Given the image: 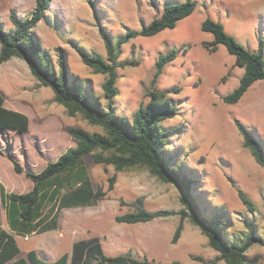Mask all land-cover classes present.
Instances as JSON below:
<instances>
[{
	"label": "rangeland",
	"instance_id": "obj_1",
	"mask_svg": "<svg viewBox=\"0 0 264 264\" xmlns=\"http://www.w3.org/2000/svg\"><path fill=\"white\" fill-rule=\"evenodd\" d=\"M167 1L51 0L32 36L48 52L57 72L64 53L73 75L70 80L106 108V74L86 65L78 49L108 57L106 34L116 46L129 31L137 32L119 47L118 60L138 63L117 67L118 93L112 100L117 114L129 120L151 99L158 57L175 49L176 58L165 66L156 83V88L165 90L178 105V113L162 122L173 132L166 152L170 159L184 161V170L195 180L194 190L206 213L216 212L227 220L230 236L245 240L253 226L260 241L247 254L252 264H264V167L244 146L238 126L242 123L264 145V80L256 82L238 103H226L223 97L238 86L244 70L225 45L213 48V34L202 29L205 19H213L246 48L257 51L262 44L264 51V0H195L194 12L174 28L149 36L139 34L161 15ZM35 6L36 0H0V22L11 28V12L24 19ZM0 92L8 108L30 118L25 133L0 130V184L8 191L26 192L33 186L25 173L14 171L11 159L25 170L39 172L76 145L69 127L103 131L80 114L68 115L65 107L54 101L53 89L42 85L21 58L0 64ZM85 163L93 186L106 190V196L95 205L63 208L55 230L17 235L21 256L37 249L50 259L47 254H53L52 246L56 247L53 255L60 256L71 252L78 239L96 235L109 256L131 254L153 262L227 264L188 218L181 237L172 243L183 208L180 190L174 184L163 182L145 167L117 171L113 165L95 163L91 155L85 156ZM113 175L116 181L109 190ZM239 191L248 196L253 209L242 201ZM141 207L169 214L149 222L116 221L117 215ZM1 213L3 227L9 229L3 205Z\"/></svg>",
	"mask_w": 264,
	"mask_h": 264
},
{
	"label": "trees",
	"instance_id": "obj_2",
	"mask_svg": "<svg viewBox=\"0 0 264 264\" xmlns=\"http://www.w3.org/2000/svg\"><path fill=\"white\" fill-rule=\"evenodd\" d=\"M51 0H36L32 13L22 19L11 12V28L0 22V64L13 57L23 59L31 73L44 86L54 91V101L62 104L68 115H82L90 123L100 126L103 131H88L81 126H72L68 133L75 138L76 145L67 148L55 161H50L39 172L25 170L23 166L11 159L16 173H25L33 181V186L26 192L8 191L0 184V264H183L179 260L171 262H153L148 258H136L131 254L117 256L106 255L99 236L78 239L73 243L71 252H65L55 260H48L37 249H31L21 256L17 235L28 236L55 230L59 226L60 212L63 208L91 206L103 199L107 191L93 186L85 156L91 155L98 164L113 165L117 171L136 167H145L163 182L172 183L180 190L183 206L179 212L180 222L172 237L176 243L181 237L188 218L208 238L209 245L219 252V258L227 264H252L248 251L260 241L253 226L245 240L232 237L228 233V222L222 216L207 214L195 193V180L184 170V161L170 159L166 152L172 130L165 129L162 122L178 113V105L167 95L165 90H158L156 83L165 66L176 58V50L161 54L155 63L152 79L151 99L141 104L132 120L119 116L112 100L117 95V67L137 64L136 61H120L119 47L137 32L129 31L114 46L105 35L108 57L97 53H88L78 49L86 65L98 73L106 74L103 89L108 99L106 108L93 101L87 92L70 79L73 75L69 69L66 55L61 53L58 72L53 69L48 52L32 36L33 28L46 15ZM196 7L195 0L165 3L159 17L144 26L139 34L149 36L167 28H174L178 21L191 15ZM202 29L214 36L213 48L219 44L226 46L230 54L236 57V63L243 67L238 86L223 100L236 104L245 93L258 81L264 80L263 45L257 51H251L229 34L224 25L207 18ZM263 42V41H262ZM261 42V43H262ZM244 136V146L249 148L256 161L264 167L263 143L242 123L238 122ZM30 128L29 116L21 111L8 108L5 97L0 92V130H12L18 134ZM116 175L109 178V187H114ZM242 201L253 209L248 196L239 191ZM4 206L9 229L3 227L1 206ZM169 212L151 211L143 207L116 216L117 222H149ZM196 259L202 260L200 256ZM209 264V261H203Z\"/></svg>",
	"mask_w": 264,
	"mask_h": 264
},
{
	"label": "crops",
	"instance_id": "obj_3",
	"mask_svg": "<svg viewBox=\"0 0 264 264\" xmlns=\"http://www.w3.org/2000/svg\"><path fill=\"white\" fill-rule=\"evenodd\" d=\"M55 249H56V247L55 246H52V248H51V252H53V254L55 253ZM65 253V252H64ZM51 255V254H47V256L50 258V259H48V260H55V259H57L58 257H60V256H57V255Z\"/></svg>",
	"mask_w": 264,
	"mask_h": 264
}]
</instances>
